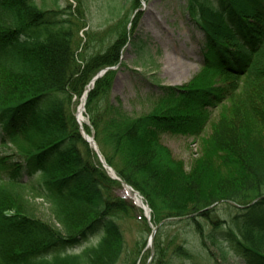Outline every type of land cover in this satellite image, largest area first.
I'll return each instance as SVG.
<instances>
[{
	"label": "trees",
	"instance_id": "1",
	"mask_svg": "<svg viewBox=\"0 0 264 264\" xmlns=\"http://www.w3.org/2000/svg\"><path fill=\"white\" fill-rule=\"evenodd\" d=\"M188 2L203 32L202 72L161 95L172 105L135 118L112 95L111 68L124 65L132 40L126 28L84 56L76 14L0 0V147L28 145L21 160L0 153V264H136L146 245L128 254L120 222L146 218L120 196L122 183L149 206L154 227L165 222L150 264H202L217 254L264 264V0ZM107 68L87 95L83 128L121 181L104 169L76 118L89 84ZM184 135L202 144L190 171L163 143ZM28 195L49 205L51 221L35 216Z\"/></svg>",
	"mask_w": 264,
	"mask_h": 264
},
{
	"label": "rangeland",
	"instance_id": "2",
	"mask_svg": "<svg viewBox=\"0 0 264 264\" xmlns=\"http://www.w3.org/2000/svg\"><path fill=\"white\" fill-rule=\"evenodd\" d=\"M136 0H35L39 8L47 10H62L63 16L76 14L79 30L77 32L79 43L78 54L89 56L97 51L104 50L113 42V30L123 29L132 37L125 48L123 66L117 67L118 75L112 95L120 99L128 115L138 118L160 112L165 107L172 105V97L161 98L169 89H180L188 85L194 78L200 76L202 64L203 32L195 27L189 17L188 0H139L138 8L134 7ZM69 17V16H68ZM71 18V17H70ZM136 21L137 29L133 30L132 24ZM131 22V23H130ZM122 31V30H118ZM135 41V42H134ZM145 43L141 52L137 51L138 44ZM80 101L76 105V115ZM212 120L219 115L218 110L213 111ZM88 125V119L85 118ZM209 125L205 134L211 133ZM201 139L188 136H164L163 143L169 147L172 155L181 161L186 171H190L193 164L202 155ZM1 145V144H0ZM25 141L8 144L0 147L2 157H12L21 160L17 155L22 150H27ZM120 196L132 201L133 194L123 187ZM35 216L44 221H51L48 204L41 199L27 196ZM136 202V201H134ZM137 203V202H136ZM135 203V204H136ZM141 209L138 205H136ZM144 212V211H143ZM225 219L227 215L221 213ZM146 218V213H143ZM137 213L134 218L120 222L125 234L127 253L135 252L136 246L146 248L136 264H145L149 257L148 240L154 229L150 219L146 222ZM170 232L171 230H167ZM82 249H75L78 253ZM205 259L202 264H242L235 255L229 254L226 260ZM220 261V262H219Z\"/></svg>",
	"mask_w": 264,
	"mask_h": 264
},
{
	"label": "water",
	"instance_id": "3",
	"mask_svg": "<svg viewBox=\"0 0 264 264\" xmlns=\"http://www.w3.org/2000/svg\"><path fill=\"white\" fill-rule=\"evenodd\" d=\"M107 70H109V69H107ZM107 70L98 73V75L92 80V82L90 83V85H94L95 82H96V80H98L99 78H101L102 76H104L105 73L107 72ZM112 70H115V69H112ZM89 91H90V89H88V90L86 91V93L84 94V104H83V105H85V102H86V100H87V94H88ZM79 125H80V124H79ZM80 128H81V133H82L83 138L87 141V143H89V144L91 145V147H93V149H95V152L97 153L99 159H101V162H102V164H103L104 169L109 171V174H110V176L112 177V179H114V180H118V178L116 177V175H115V173H114V170H112V168H110V167L107 165L105 159L102 158V155H101V153H100V150L98 149L97 144H96V142H95V139H94L93 137H90L89 135H87L86 132H85V130H84L82 127H80ZM119 181H120V180H119ZM123 186H124L127 190H130L132 193H134V196H135V197H137V198H139L140 200H142V198L140 197L139 193H138L136 190H133L128 184L123 183ZM142 203H143V200H142ZM141 209H142L143 211H145V213H146V218L149 220V219H150V212H151L150 209H149V207H148L147 205H144V204H143V206H141ZM168 221H173V220H168ZM164 223H165V222H164ZM164 223H162V224H160L159 226H157L156 228L152 229V235H151V237L149 238V242H148L152 254H151V257H150V259L148 260L147 264L150 263V261L152 260V258H153V256H154V253H153V252H154V248H153V247H154V246H153L154 243H153V240H154V238H155V236H156V233H157L156 231H157L158 228H159L160 226H162Z\"/></svg>",
	"mask_w": 264,
	"mask_h": 264
},
{
	"label": "bare ground",
	"instance_id": "4",
	"mask_svg": "<svg viewBox=\"0 0 264 264\" xmlns=\"http://www.w3.org/2000/svg\"><path fill=\"white\" fill-rule=\"evenodd\" d=\"M84 108L85 107H83V101H82V104L79 106V110L77 113V118L79 120L81 127L85 125ZM136 201L139 205L141 206L143 205L142 200H140L139 198H137Z\"/></svg>",
	"mask_w": 264,
	"mask_h": 264
}]
</instances>
